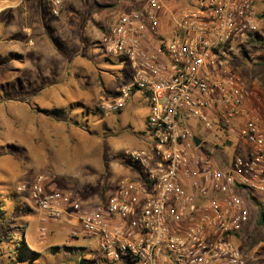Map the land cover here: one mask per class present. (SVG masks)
I'll list each match as a JSON object with an SVG mask.
<instances>
[{
  "label": "built area",
  "instance_id": "1",
  "mask_svg": "<svg viewBox=\"0 0 264 264\" xmlns=\"http://www.w3.org/2000/svg\"><path fill=\"white\" fill-rule=\"evenodd\" d=\"M49 1L59 15L61 0ZM135 1L102 46L106 58L126 63L128 81L97 105L114 114L136 91L145 95L153 144L125 151L135 177L118 179L94 204L46 190L42 176L17 190L43 213L40 237L47 220L67 219L79 227L71 237L93 238L105 264H245L231 239L248 223V196L264 194V121L230 62L234 45L258 33L263 0H194L179 10L168 0ZM232 133L246 148L229 159L218 144Z\"/></svg>",
  "mask_w": 264,
  "mask_h": 264
},
{
  "label": "rangeland",
  "instance_id": "2",
  "mask_svg": "<svg viewBox=\"0 0 264 264\" xmlns=\"http://www.w3.org/2000/svg\"><path fill=\"white\" fill-rule=\"evenodd\" d=\"M81 1L85 2L86 7L88 3L94 7L96 2H100V0ZM193 1L168 0L166 4L174 10H179ZM127 2L129 6L136 5L135 0ZM118 6L116 4L111 7L109 24L118 14ZM255 13L260 39L251 36L239 42V46L234 45L235 56L230 64L245 82L250 107L256 109L264 121V89L251 73L252 65L264 59V17L261 16L264 13V0L258 5ZM54 41L55 49L61 54L67 53L65 56H68L70 51L68 46L60 40ZM99 55L104 57L101 51ZM65 58L67 57L61 60L50 57L47 62H41L36 66L39 74L38 88L49 81H62L61 76L56 78L54 75V80L51 77L43 78L45 77L43 75L49 71L59 73L64 69L68 70L69 66L68 62L64 61ZM92 61L94 68L101 64L102 68L112 71L101 70L99 74L104 78L99 79L98 83L94 79H87V86L92 88L91 84H94L101 90L103 96L114 99L115 92L128 81L124 75L128 73L126 63L116 59H113L112 65L104 60ZM4 75H7L5 79H3ZM16 85L18 86L19 82L14 77L13 64L3 63L0 68V104L21 98L15 90ZM91 90L88 106L72 105L71 110H66L67 115L60 118L61 121L76 126L77 130L88 138V140L77 139L79 140L77 145L80 146L79 153H87L85 154L87 164L81 167L80 175H74L69 171L70 174L67 173L69 176L57 180L61 185L68 186L75 199L94 204L109 195L110 187L115 181V175L110 173L108 168L110 164L121 167L125 175L127 171L136 172L138 167L131 163L123 152L152 147L153 142L145 122L148 102L142 92L136 91L120 112L105 115L98 112L99 101L92 95L93 89ZM192 125L194 126L192 130L198 129L197 121L193 120ZM14 129L13 110L7 106L0 108V264H79L81 259L84 260V264H105V259L93 238L71 237V229L78 231L79 227L67 219L47 220L45 225L47 234L44 237L39 236L38 229L43 226L41 221L43 213L34 206L28 192L17 190L19 184L30 182L36 177L33 176L36 168L34 161L29 157V152L16 143ZM203 135L207 137L210 145L214 144L212 132L205 131ZM229 135L231 142L218 145L222 149V155L231 159L236 146L239 150H244L246 145L240 141L235 144L234 140H238L235 133ZM71 147L73 149V145ZM45 177L43 176V179ZM247 206L248 223L240 233L232 237L231 241L241 251L245 264H264V226L257 222V206L264 211V194L249 195ZM21 241L27 251L36 254L35 260L30 261L22 256L24 251L18 247Z\"/></svg>",
  "mask_w": 264,
  "mask_h": 264
},
{
  "label": "crops",
  "instance_id": "3",
  "mask_svg": "<svg viewBox=\"0 0 264 264\" xmlns=\"http://www.w3.org/2000/svg\"><path fill=\"white\" fill-rule=\"evenodd\" d=\"M127 1L100 0L94 7L91 3L86 7L81 0H61L60 13L53 16L49 0H0V68L5 62L13 64L14 77L19 82L15 90L21 97L4 101L0 108L7 106L13 110L15 141L29 152L30 159L34 161L36 175L33 176H46L44 183L48 191L71 193L68 186L61 185L57 179L69 176V171L80 175L81 167L87 164V153H79L77 139L88 138L76 126L46 116L42 111H69L75 104L88 106L91 89L97 101L105 98L94 84H91L92 88L87 86L86 80L94 79L98 83L104 78L100 76L101 70H109L102 68L101 64L94 68L92 60L114 64L112 59L100 56L99 52H103L108 29L116 18L109 24L111 7L118 4L119 13L132 7ZM54 40L68 46V56L55 49ZM50 57L61 60L67 57L64 61L68 62V70L47 72L43 78L54 79L56 75V78L61 76L62 81H49L38 88L36 66L47 62ZM6 77L4 75L3 79ZM108 168L115 175V181L122 177H135V172L123 174L121 167L110 164Z\"/></svg>",
  "mask_w": 264,
  "mask_h": 264
},
{
  "label": "trees",
  "instance_id": "4",
  "mask_svg": "<svg viewBox=\"0 0 264 264\" xmlns=\"http://www.w3.org/2000/svg\"><path fill=\"white\" fill-rule=\"evenodd\" d=\"M261 16L264 17V13ZM253 36L257 37V39H260V36L258 33L253 34ZM251 73L254 76V78H256L259 81L260 85L264 89V59L260 60V61H258L252 65ZM42 113L46 116H49V117H52L55 119H59V120H60V118H64L67 115V111L64 109H52L49 111H42ZM251 199H253L252 196H251ZM257 212H258L257 222L259 225L264 226V211L260 206H257ZM18 247L20 249H23L24 252H23L22 256H25L24 258L27 257L30 261L36 259L35 258L36 254L27 251V249L24 247V243L22 241L20 242Z\"/></svg>",
  "mask_w": 264,
  "mask_h": 264
},
{
  "label": "water",
  "instance_id": "5",
  "mask_svg": "<svg viewBox=\"0 0 264 264\" xmlns=\"http://www.w3.org/2000/svg\"><path fill=\"white\" fill-rule=\"evenodd\" d=\"M195 143H196V144L199 143V140H198L197 138H195ZM79 264H84V260L81 259V260L79 261Z\"/></svg>",
  "mask_w": 264,
  "mask_h": 264
}]
</instances>
